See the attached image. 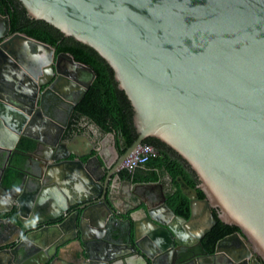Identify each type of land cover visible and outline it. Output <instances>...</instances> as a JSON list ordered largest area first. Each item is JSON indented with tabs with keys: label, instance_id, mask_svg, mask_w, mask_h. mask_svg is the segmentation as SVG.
I'll use <instances>...</instances> for the list:
<instances>
[{
	"label": "water",
	"instance_id": "obj_1",
	"mask_svg": "<svg viewBox=\"0 0 264 264\" xmlns=\"http://www.w3.org/2000/svg\"><path fill=\"white\" fill-rule=\"evenodd\" d=\"M17 1L30 18L105 60L130 102L136 137L109 169L87 134L66 142L94 69L27 33L6 38L10 26L0 15V151L12 167L0 189L14 191L0 213L15 207L12 216L0 214V264H263L264 0ZM62 102L69 108L61 120L55 109ZM52 127L53 140L28 133ZM150 137L198 180L182 187L188 218L163 189L144 198L130 179L121 182L132 186L135 211L117 201L112 175ZM28 158L39 162L28 165ZM28 180L36 183L31 192ZM140 209L144 216L136 218ZM218 219L238 230L210 252L202 240ZM197 222L200 230L188 229ZM73 242L79 248L71 255L64 249Z\"/></svg>",
	"mask_w": 264,
	"mask_h": 264
},
{
	"label": "trees",
	"instance_id": "obj_2",
	"mask_svg": "<svg viewBox=\"0 0 264 264\" xmlns=\"http://www.w3.org/2000/svg\"><path fill=\"white\" fill-rule=\"evenodd\" d=\"M12 1L17 0H2V6L7 8L3 11L10 16L13 31H21L47 42L56 48L57 53L62 51L71 53L76 60L91 66L96 73V78L85 96L75 106L69 121L68 135H72L74 128L81 132L85 131L86 127L81 126L80 121L86 117L103 134L114 132L116 145L120 152L124 153L136 137L132 124L133 111L124 92L118 89L109 65L95 50L71 37L67 40L59 30L45 21L29 20V24H20L21 15L28 17L26 10L23 9L20 13L18 5L17 9L14 8ZM146 143L155 147L157 155L135 168L133 172L125 170L124 175L133 177L139 182L168 181L166 176H169L172 179V188L167 194L168 203L178 214L190 217V201L181 186L184 183L183 179L195 186L198 183L195 174L180 157L172 154L174 152L158 139L150 137L146 139ZM200 197H204L201 191ZM237 230L236 226L225 224L218 219L216 225L207 233L204 244L210 252H213L218 240Z\"/></svg>",
	"mask_w": 264,
	"mask_h": 264
},
{
	"label": "flooded vegetation",
	"instance_id": "obj_3",
	"mask_svg": "<svg viewBox=\"0 0 264 264\" xmlns=\"http://www.w3.org/2000/svg\"><path fill=\"white\" fill-rule=\"evenodd\" d=\"M2 0H0V15H2L3 16V18H4V20H5V22H6V24H7V26H10V29H9V33H8V35L6 36V38L7 37H10L13 33H15V32H17V31H13L12 30V26H11V19H10V16L8 15V14H6L4 11H3V9H7L5 6H2ZM12 5H13V7L14 8H16L17 9V5H18V10H19V12L20 13H22V11H23V9H24V7L21 5V3L19 2H17V1H12ZM28 16V15H27ZM30 17L28 16V17H25V16H23V15H21V18H20V24H22V25H24V24H29L30 23V21L29 20H34V19H32V18H30ZM37 21H41V20H37ZM64 38H66L67 40H69V38L70 37H65L64 36ZM2 41V39H0V42ZM57 53V52H56ZM16 75H18L19 76V78L21 79V80H26L25 81V85H27L28 84V78L22 73V72H18V73H16ZM7 83H8V85H10V86H15V84H13V83H11L10 81H7ZM22 85H24V83H22V84H20L19 83V88L20 87H22ZM29 85V89L30 90H32L33 91V88L32 87H30V84H28ZM17 89V88H16ZM25 89H26V86H25ZM60 106V105H59ZM61 106H65V108L64 109H58L57 107V111L58 112H55L57 115H58V113H60L59 115H63L64 116V118H65V116H66V112H67V109L69 108V105L67 104V103H65V102H62V105ZM61 112H60V111ZM56 111V110H55ZM55 114V115H56ZM72 116V115H71ZM71 118V117H70ZM69 121H70V119H69ZM80 124H81V126H85L86 127V130L84 131V132H86L87 134H88V132L90 131V129H93V128H96L97 126L93 123V122H91L89 119H87L86 117H83L82 119H81V121H80ZM77 126H79V125H77ZM67 130H66V132L69 134V131H68V129H69V123H68V126H67V128H66ZM76 128H74L73 129V132H72V135L71 136H69L68 135V137L66 138V142H68L69 144L71 143V142H73V140H74V137H76V135L78 134V133H82L81 131H78V130H75ZM57 130H53V132H54V134H56L55 132H56ZM44 131L42 130V131H39V130H33V129H29L28 130V133L29 134H33L34 135V133L36 134V135H38L39 137H40V139H42L43 141H46V139L47 140H53V138H51V139H48L47 137H45L44 136V133H43ZM66 133V134H67ZM85 133V134H86ZM53 137H55V135L53 136ZM27 141H29V139H26ZM63 140V139H62ZM64 141V140H63ZM64 141V142H65ZM115 146L117 147V152L115 151L114 153H112V155L114 156V159L115 160H117V158H118V153L121 155L122 153L120 152V150H119V148H118V146L115 144ZM2 152V153H1ZM0 153H1V155H2V157H4V159L2 160V162L0 161V171H1V174H0V179H1V176L2 175H4V172H11L12 170V167H8L7 165H6V160H7V157H8V155H9V153L7 152V151H0ZM93 154H95V153H93ZM172 154H175V153H172ZM176 155V154H175ZM14 157V156H13ZM15 157H17V156H15ZM14 157V158H15ZM1 158V157H0ZM14 158L13 159H11L13 162L15 161L14 160ZM28 160H29V162H28V165H30V164H35V163H38L39 161L38 160H36V159H33V158H28ZM115 162V161H114ZM142 166V165H141ZM125 170H128V169H124V168H120V172H119V176L122 178L121 180H131V177H127V176H125L124 174V172H125ZM128 171H130V172H133V170H128ZM191 171V170H190ZM166 179L168 180V181H165V184H166V186L168 185V186H170V189L172 188V179L169 177V176H166ZM131 182H132V180H131ZM150 182H154V181H150ZM182 182H184L183 183V185L181 186V187H183V186H186V185H190L186 180H182ZM137 183V184H136ZM134 182L133 184L136 186L137 185V189H136V191H137V193H139V194H141V195H143V196H147V198H148V195H147V193H149V191H154L156 194H158L159 196L161 195V191H162V189H163V191L165 192V190H164V185H163V183H161V182H158L157 183V185L156 186H154V187H146L145 185H143L144 183L146 184V183H149V182ZM156 183V182H155ZM3 184L5 185V183L3 182ZM159 184H162L161 186L159 185ZM129 186V187H128ZM192 186V185H191ZM3 187H1V189H0V191L1 190H3L2 189ZM9 188H14V187H11V186H9ZM16 189L18 188V190H21V187H15ZM15 189V190H16ZM121 190L125 193V191L127 190L128 192L129 191H131L132 190V186H130V185H128V184H126V183H122V187H121ZM11 191H13V190H11ZM14 192V191H13ZM13 192L11 193V194H13ZM130 193V192H129ZM10 194V195H11ZM165 194H166V192H165ZM167 195V194H166ZM145 198V197H144ZM144 198H141L142 200H144ZM2 203V204H1ZM0 206L1 207H3V208H6V207H9V200H8V202H1L0 201ZM14 207V206H13ZM14 210H12L11 212H5L6 214H3V213H0L1 215H11L12 216V214H14V212H15V207L13 208ZM214 214L216 215V213H215V211H214ZM31 218H29V220H30ZM31 220H34L35 221V219H34V217L31 219ZM218 221V220H217ZM217 223V222H216ZM216 223H215V225H216ZM214 225V226H215ZM213 226V227H214ZM200 230V229H199ZM212 230V229H211ZM210 232V231H209ZM206 236H207V234L205 235V237L203 238V240H202V242H204V240L206 239ZM193 240L194 241H196L197 239L194 237L193 238ZM194 243H197L198 244V241L197 242H194ZM79 248V244L77 243V242H73V243H71V244H68L67 246H66V248L64 249V251L66 252V253H69V254H71L72 255V253L74 252V251H76L77 249ZM263 263V262H262ZM27 264H36L35 263V261H28V263ZM67 264H71V263H67ZM264 264V263H263Z\"/></svg>",
	"mask_w": 264,
	"mask_h": 264
},
{
	"label": "crops",
	"instance_id": "obj_4",
	"mask_svg": "<svg viewBox=\"0 0 264 264\" xmlns=\"http://www.w3.org/2000/svg\"><path fill=\"white\" fill-rule=\"evenodd\" d=\"M57 108L61 110V109H64L65 106L60 105ZM57 108L55 109L56 110L55 112H58ZM59 114L60 113H58V115L56 114V117H58L61 120L64 119V116L59 115ZM53 130L55 131L56 128L52 127V128L44 129L43 130L44 136L47 137L48 139L53 138V136L55 135ZM82 133H86V132L83 131ZM111 133L112 132L103 134L98 127L90 129L88 134L86 133L91 138V140L95 143L94 153L98 154L100 156L102 163L105 166H107V169L111 168L114 165V161H115L112 153L115 152L114 146L116 144V139L114 138V136ZM76 143H78V142H76ZM3 159H4V157H1L0 161L2 162ZM0 174H1V171H0ZM112 177L113 178L110 179V182L114 181V184L118 185V188H119L118 190H115L114 192H116L117 195L119 196V199L117 201L120 203L121 208L124 211H127L128 213L135 211V209L133 207L134 205L131 204V200H134L133 199L134 197L131 196V194L127 190L125 191V193H123V195L121 194V187H122L121 179L122 178L119 176V173L113 174ZM104 178H105V175H103V180H104ZM131 180L133 183L139 182V181H136L135 179H133V177H131ZM27 182H29L27 184L28 185L27 191L31 192V190H33L34 187L36 186V183H34L33 181L31 182L30 180H28ZM158 182L163 183V185L165 184V181H156V183H158ZM164 190H165L166 194H168V192L170 190V186H168V185L166 186V184H165ZM10 194L4 190H1L0 191V201L1 202H5V201L8 202V200H10V198H11V195H13V194H11V195ZM144 197H146V196H144ZM135 203H136V205L138 204V202H135ZM134 215L136 218H142L144 216L143 210L140 209L139 211L135 212ZM199 228H200V223L197 222L195 224H191L188 229H190L192 232H197L199 230ZM188 229H184L182 232V235L186 236V239H188L187 241H190L191 243H193L195 249L200 251L201 246L197 243H194L195 241L193 240V236H192V234L190 235L191 231H189ZM209 260H210L209 258L203 259L204 264H211V262H209ZM191 264H193V262Z\"/></svg>",
	"mask_w": 264,
	"mask_h": 264
},
{
	"label": "built area",
	"instance_id": "obj_5",
	"mask_svg": "<svg viewBox=\"0 0 264 264\" xmlns=\"http://www.w3.org/2000/svg\"><path fill=\"white\" fill-rule=\"evenodd\" d=\"M156 155L157 150L155 147L149 143H144L122 163L121 168L134 170L135 168L148 162Z\"/></svg>",
	"mask_w": 264,
	"mask_h": 264
}]
</instances>
